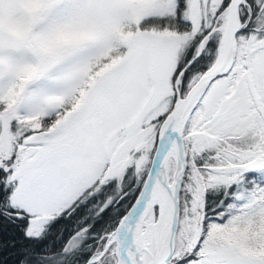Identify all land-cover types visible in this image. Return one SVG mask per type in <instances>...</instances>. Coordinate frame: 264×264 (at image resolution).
Instances as JSON below:
<instances>
[{
  "label": "snow or ice",
  "instance_id": "snow-or-ice-1",
  "mask_svg": "<svg viewBox=\"0 0 264 264\" xmlns=\"http://www.w3.org/2000/svg\"><path fill=\"white\" fill-rule=\"evenodd\" d=\"M0 264H264V0H0Z\"/></svg>",
  "mask_w": 264,
  "mask_h": 264
}]
</instances>
